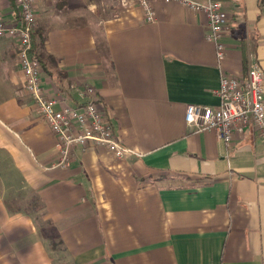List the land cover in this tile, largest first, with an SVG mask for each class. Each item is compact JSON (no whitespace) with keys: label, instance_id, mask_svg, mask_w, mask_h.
Here are the masks:
<instances>
[{"label":"crops","instance_id":"1","mask_svg":"<svg viewBox=\"0 0 264 264\" xmlns=\"http://www.w3.org/2000/svg\"><path fill=\"white\" fill-rule=\"evenodd\" d=\"M13 1L0 0L9 21ZM222 2L220 66L206 12L180 1L152 0L150 22L136 0H35L46 92L78 106L93 86L137 152L76 146L64 168L52 167L57 137L25 89L19 44L0 37V264H264L259 129L227 146L186 122L189 104L218 105L221 70H264V0ZM33 193L45 207L28 214Z\"/></svg>","mask_w":264,"mask_h":264},{"label":"built area","instance_id":"2","mask_svg":"<svg viewBox=\"0 0 264 264\" xmlns=\"http://www.w3.org/2000/svg\"><path fill=\"white\" fill-rule=\"evenodd\" d=\"M147 21H154L155 9L152 0H136ZM180 1L195 10L206 12L209 18L208 40L217 47L218 60L226 56V45L222 41L228 24V14L222 0H164ZM18 19L9 21L0 9V37L15 38L19 44V58L24 74L25 89L30 94L41 117L57 137L58 157L52 167H68L76 146H105L119 158L137 153L123 145L116 136L104 111L95 88L83 87L85 103L78 106H58L60 97L49 95L42 80L41 60L32 52L33 35L37 28L35 0H15ZM219 103L216 106L189 104L186 122L196 131L214 130L227 146L234 136L243 132L249 124L256 126L264 139V70L253 61L245 78L221 70L220 86L217 90Z\"/></svg>","mask_w":264,"mask_h":264},{"label":"trees","instance_id":"3","mask_svg":"<svg viewBox=\"0 0 264 264\" xmlns=\"http://www.w3.org/2000/svg\"><path fill=\"white\" fill-rule=\"evenodd\" d=\"M12 4L17 7L15 0L12 2ZM32 51H33V49H32ZM35 55L39 59L41 58L37 54H35ZM44 207H45V205H44L41 197L37 193H33V195L31 196L30 201H28V203H27V208L25 209V212L28 213V214L36 213V212L41 211ZM46 223L49 224V225H52V221L51 220H48ZM50 244L53 245V241H51Z\"/></svg>","mask_w":264,"mask_h":264},{"label":"rangeland","instance_id":"4","mask_svg":"<svg viewBox=\"0 0 264 264\" xmlns=\"http://www.w3.org/2000/svg\"><path fill=\"white\" fill-rule=\"evenodd\" d=\"M28 196H29V194H28ZM40 222H42V221H40ZM44 226H46V224H44ZM46 227H47V229H48V231H49L50 228H49L48 226H46ZM57 246H59V247H57V248H60V245H57ZM57 253H58V252L55 251V252H54V255L57 256V255H56Z\"/></svg>","mask_w":264,"mask_h":264}]
</instances>
